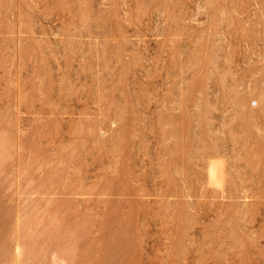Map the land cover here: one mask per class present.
<instances>
[{
	"label": "rangeland",
	"instance_id": "rangeland-1",
	"mask_svg": "<svg viewBox=\"0 0 264 264\" xmlns=\"http://www.w3.org/2000/svg\"><path fill=\"white\" fill-rule=\"evenodd\" d=\"M0 264H264V0H0Z\"/></svg>",
	"mask_w": 264,
	"mask_h": 264
}]
</instances>
